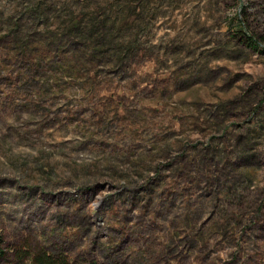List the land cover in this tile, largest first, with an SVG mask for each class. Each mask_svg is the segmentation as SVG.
I'll return each mask as SVG.
<instances>
[{
	"label": "rangeland",
	"instance_id": "374dc122",
	"mask_svg": "<svg viewBox=\"0 0 264 264\" xmlns=\"http://www.w3.org/2000/svg\"><path fill=\"white\" fill-rule=\"evenodd\" d=\"M40 252L264 264V0H0V264Z\"/></svg>",
	"mask_w": 264,
	"mask_h": 264
},
{
	"label": "trees",
	"instance_id": "16d2710c",
	"mask_svg": "<svg viewBox=\"0 0 264 264\" xmlns=\"http://www.w3.org/2000/svg\"><path fill=\"white\" fill-rule=\"evenodd\" d=\"M23 259V257H21ZM32 264H70V261L64 256L56 257L55 255L40 252L29 256Z\"/></svg>",
	"mask_w": 264,
	"mask_h": 264
}]
</instances>
